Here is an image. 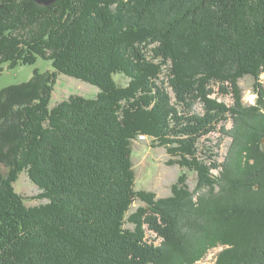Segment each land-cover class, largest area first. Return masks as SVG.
I'll use <instances>...</instances> for the list:
<instances>
[{"label": "trees", "instance_id": "1", "mask_svg": "<svg viewBox=\"0 0 264 264\" xmlns=\"http://www.w3.org/2000/svg\"><path fill=\"white\" fill-rule=\"evenodd\" d=\"M40 57L52 71L0 89V264H194L218 246L213 264H264V0H0V63ZM61 74L99 91L51 107ZM218 124L224 161L200 147ZM141 135L195 192L184 171L170 196L136 189ZM23 172L45 203L16 191Z\"/></svg>", "mask_w": 264, "mask_h": 264}, {"label": "rangeland", "instance_id": "2", "mask_svg": "<svg viewBox=\"0 0 264 264\" xmlns=\"http://www.w3.org/2000/svg\"><path fill=\"white\" fill-rule=\"evenodd\" d=\"M53 64L50 61L43 58H38L36 63L32 65H20L15 68H10L8 63H0V89L21 82L28 81L33 76L35 69H38L41 73L48 70L52 71ZM116 79L121 84H126L128 78L124 75H116ZM261 82L264 84V75L261 77ZM255 79L253 76L248 75L239 80V85L242 89V100L244 106H255L257 105L258 93L254 91ZM214 87L218 90V85L214 84ZM264 90V85H263ZM99 88L85 82L81 79H77L65 74H61L57 78L55 84V89L53 92L52 100L50 106L57 104L58 102L67 99L70 95L81 94L86 97H94L98 93ZM213 96L220 100H224L229 105L233 103V99L230 95L222 94L220 92L215 93ZM195 109L198 112H202L203 105L201 103H196ZM264 115V106L258 111ZM232 117H235L232 115ZM223 122L226 128H230L233 125V118ZM252 121V120H251ZM253 122V121H252ZM218 130L212 132L200 141V147L204 150H212V152L217 153V158L219 161H224L227 159L231 153V147L233 142V137L227 135L222 131L221 125L218 124ZM174 157L168 154L164 146L153 145L152 139L146 135H141L137 140L133 142V164L136 173V189H146L156 193L157 197H167L172 194V186L177 182L179 175L184 171L188 175V185L194 192L197 190V174L187 168H182L178 164H170V159ZM17 192L21 193L23 196L28 197L26 199V204L28 206H35L41 203H45L47 199L31 198V196H37L40 193V188L31 181L28 174L23 172L20 174L19 179L14 183ZM142 201H134L130 213L134 212ZM129 213V214H130ZM194 221V220H192ZM200 222L196 221L198 224ZM192 223L191 225H184L186 229L190 231V237L196 236V231L198 225ZM126 226L132 228V223H127ZM192 227V228H191ZM183 228L184 230H186ZM223 248V246H218L211 248L207 254L200 260L196 261L194 264H213L218 252ZM187 251V250H185ZM176 254L179 258L177 251ZM181 259L184 256H180Z\"/></svg>", "mask_w": 264, "mask_h": 264}, {"label": "water", "instance_id": "3", "mask_svg": "<svg viewBox=\"0 0 264 264\" xmlns=\"http://www.w3.org/2000/svg\"><path fill=\"white\" fill-rule=\"evenodd\" d=\"M39 3L45 4V5H50L56 2L57 0H37ZM264 141V140H263Z\"/></svg>", "mask_w": 264, "mask_h": 264}]
</instances>
